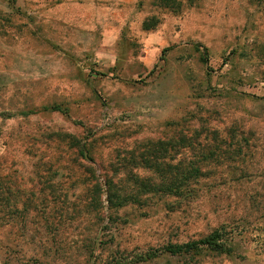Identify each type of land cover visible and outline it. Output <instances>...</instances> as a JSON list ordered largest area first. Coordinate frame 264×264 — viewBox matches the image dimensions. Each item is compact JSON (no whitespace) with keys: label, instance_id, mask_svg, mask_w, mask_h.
<instances>
[{"label":"rangeland","instance_id":"1","mask_svg":"<svg viewBox=\"0 0 264 264\" xmlns=\"http://www.w3.org/2000/svg\"><path fill=\"white\" fill-rule=\"evenodd\" d=\"M0 169V264H264V0H0Z\"/></svg>","mask_w":264,"mask_h":264},{"label":"trees","instance_id":"2","mask_svg":"<svg viewBox=\"0 0 264 264\" xmlns=\"http://www.w3.org/2000/svg\"><path fill=\"white\" fill-rule=\"evenodd\" d=\"M50 110H59L58 107H46L44 108V111H50ZM77 142V141H76ZM85 146L80 147L81 155L85 156ZM187 179V176H183L182 180L185 182ZM180 183V184H184ZM9 183L4 180V177L1 175V169H0V212L5 209V205L3 204L4 201L9 203V201L12 199V190L11 187L8 186ZM162 188V187H159ZM152 190L153 193H158L161 191V189ZM171 190V187H168ZM164 189V188H162ZM172 191V190H171ZM14 193V192H13ZM116 189L115 186L113 188L110 181H108V198L110 202V208H113L116 206V201L119 198L118 195H116ZM132 196V195H130ZM128 199V198H127ZM126 200V199H124ZM127 201V200H126ZM14 208V207H13ZM15 211H19V209L16 207L14 208ZM229 233L225 231V228L217 229L208 234L207 236L196 240L187 242L182 245H168L164 247V252L170 253L171 255H180V254H193L198 255L203 250H210V251H216L219 253H231L233 251V246L231 245V238H229Z\"/></svg>","mask_w":264,"mask_h":264}]
</instances>
